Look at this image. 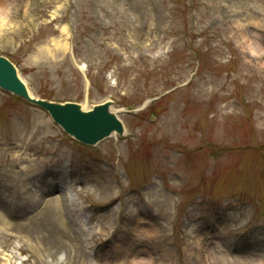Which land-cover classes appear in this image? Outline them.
I'll list each match as a JSON object with an SVG mask.
<instances>
[{
	"label": "rangeland",
	"instance_id": "rangeland-1",
	"mask_svg": "<svg viewBox=\"0 0 264 264\" xmlns=\"http://www.w3.org/2000/svg\"><path fill=\"white\" fill-rule=\"evenodd\" d=\"M0 55L35 95L126 125L87 146L0 89V264H97L140 217L165 232L138 234L156 261L195 264L214 227L264 253V0H6ZM62 172L63 220L62 189L42 194Z\"/></svg>",
	"mask_w": 264,
	"mask_h": 264
},
{
	"label": "bare ground",
	"instance_id": "bare-ground-1",
	"mask_svg": "<svg viewBox=\"0 0 264 264\" xmlns=\"http://www.w3.org/2000/svg\"><path fill=\"white\" fill-rule=\"evenodd\" d=\"M0 10H2V12H5L6 0H0ZM259 46L262 48L260 44ZM246 48L251 49V46L248 44V46H245V49ZM66 177L67 176L62 172V175H59V178H57L56 181L52 182L50 187L59 191V184L62 183ZM61 192L62 196L56 197L57 201L55 204V211L56 214L60 215L63 220V217H66L65 212H67L64 206V200H67L68 197L72 196L73 192L70 188H67V190L63 189ZM21 194H24L23 191L21 192ZM36 203H38L40 207L44 209V206L46 205L47 201H45V199L43 201H40L39 198ZM0 222H2L1 225L4 229L11 227L13 224L11 223L7 215H5L1 211ZM143 222L144 220L142 218H139L129 228L133 236H138V234L141 232V234H144L146 236L154 235L156 238H159L161 242H164L163 239L165 238V232L161 230V228H159V225L157 223H149L148 229L143 231ZM81 229H86V227H81ZM198 237L200 242L203 235L199 234ZM198 245L202 250L204 247H206L207 244L206 242H200ZM139 246L140 245L136 243V239L134 238H131L130 240L128 239L125 242L123 241L122 244H119L115 249H113V252L107 253L102 258V261L99 264H172L169 259L170 252H168L167 248L163 249V252L160 255V261H156L152 256H149L147 250L140 249ZM208 249L210 250L209 253L205 254L202 250V252H199L197 254L195 264H264V254H259L256 256V259H252L249 256L232 255L230 246H228L225 251H221L220 254H218L216 250L214 251L213 247L209 246ZM85 264L95 263H93L92 260H88L85 262ZM191 264H193V262Z\"/></svg>",
	"mask_w": 264,
	"mask_h": 264
},
{
	"label": "water",
	"instance_id": "water-1",
	"mask_svg": "<svg viewBox=\"0 0 264 264\" xmlns=\"http://www.w3.org/2000/svg\"><path fill=\"white\" fill-rule=\"evenodd\" d=\"M0 86L48 109L58 123L85 143L96 144L111 133L123 130L122 123L109 113L108 104L84 113L75 104L57 105L34 100L19 79L13 65L2 57H0Z\"/></svg>",
	"mask_w": 264,
	"mask_h": 264
}]
</instances>
